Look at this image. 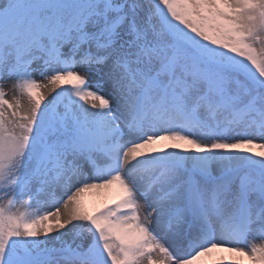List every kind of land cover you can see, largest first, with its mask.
<instances>
[{"label": "snow or ice", "instance_id": "1", "mask_svg": "<svg viewBox=\"0 0 264 264\" xmlns=\"http://www.w3.org/2000/svg\"><path fill=\"white\" fill-rule=\"evenodd\" d=\"M0 264H264V0H0Z\"/></svg>", "mask_w": 264, "mask_h": 264}, {"label": "rangeland", "instance_id": "2", "mask_svg": "<svg viewBox=\"0 0 264 264\" xmlns=\"http://www.w3.org/2000/svg\"><path fill=\"white\" fill-rule=\"evenodd\" d=\"M36 79L37 80H40V76H39V74H36ZM9 84V89H8V91H6V93H7V99L10 101V102H12L13 100H14V98H15V94H14V92H13V90H12V88H11V82H9L8 83ZM5 88V87H4ZM13 97V98H12ZM21 99V104L23 105V106H26L27 105V101H26V99L25 98H20ZM48 99H51V96H48L47 97V99L45 100V103L47 102V100ZM116 195V193H114V194H110V196H108L109 198H107V200L109 201V202H111V198L112 197H114ZM86 196H88V198H86V200H85V197H84V200H85V203L87 204V205H89L90 207L95 203V201L97 200V199H99V201H98V203L97 204H101L102 202H103V200L105 199L106 200V197L107 196H102V195H100V192H90V193H87V195ZM89 200H91V201H89ZM93 200V201H92Z\"/></svg>", "mask_w": 264, "mask_h": 264}, {"label": "bare ground", "instance_id": "3", "mask_svg": "<svg viewBox=\"0 0 264 264\" xmlns=\"http://www.w3.org/2000/svg\"><path fill=\"white\" fill-rule=\"evenodd\" d=\"M4 87H5V90L8 91V89H9V84H8V83L5 84ZM12 98H13V97H12ZM89 193H90V192H89ZM114 193H116V190H113L112 192H107V191L100 192V195H102L103 197H104V196H107V197H106V199H107V198H109L108 196H110V194H114ZM86 195H87V193L84 194V196H86ZM104 200H105V199H104ZM104 200H103V201H104ZM92 201H93V200H92ZM98 201H99V199H97V200L95 201L94 204H97ZM102 203H103V202H102Z\"/></svg>", "mask_w": 264, "mask_h": 264}]
</instances>
